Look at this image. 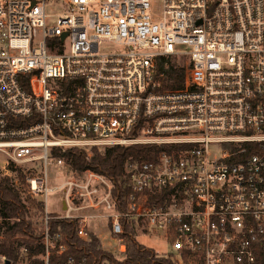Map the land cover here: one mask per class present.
<instances>
[{"label": "built area", "instance_id": "2783aa9c", "mask_svg": "<svg viewBox=\"0 0 264 264\" xmlns=\"http://www.w3.org/2000/svg\"><path fill=\"white\" fill-rule=\"evenodd\" d=\"M177 54L184 87L157 92L156 58ZM135 145L159 150L125 162L123 193L65 162L78 174L51 183L69 149ZM0 152L15 169L41 165L21 170L39 237L32 250L16 239L17 259L0 264L64 253L54 220L74 221L83 241L105 222L96 236L118 255L142 231L168 241L171 254L154 253L171 264H261L264 0H0Z\"/></svg>", "mask_w": 264, "mask_h": 264}, {"label": "trees", "instance_id": "16d2710c", "mask_svg": "<svg viewBox=\"0 0 264 264\" xmlns=\"http://www.w3.org/2000/svg\"><path fill=\"white\" fill-rule=\"evenodd\" d=\"M186 73V60L179 61L175 56L158 57L155 60V80L158 83L157 92H170L180 90L184 87ZM159 148L154 146H117L99 152L92 150L87 157L81 149H69L61 157L65 162L71 164L76 171L91 169L98 174L110 178L122 193L124 192L122 180L125 162L129 159L148 160L157 153ZM55 158L59 157L54 153ZM13 167V165H10ZM19 170V169H15ZM25 179L23 180L24 183ZM24 188V187H23ZM27 193V187L24 188ZM20 192L11 185L8 177L0 180V255L10 261L17 259L18 249L15 247L16 239L19 244L27 240V247L32 250L34 240L39 237L35 235L31 221L28 218V210L20 197ZM54 231L58 228L64 236L67 250L62 253H52L48 264H62L68 256L76 258L85 257L93 264H171L168 260L159 259L153 250L148 249L135 242L134 237L129 239L125 252L116 256L102 249L99 238L90 233L87 240L77 238L74 221L54 220L51 222ZM41 249V248H40ZM261 264H264V249L260 253ZM30 264H44L40 260L32 261Z\"/></svg>", "mask_w": 264, "mask_h": 264}, {"label": "rangeland", "instance_id": "374dc122", "mask_svg": "<svg viewBox=\"0 0 264 264\" xmlns=\"http://www.w3.org/2000/svg\"><path fill=\"white\" fill-rule=\"evenodd\" d=\"M62 10L63 9H62L60 3L58 5H55V6H47L46 13L49 16V18H48V24L49 25L55 24L56 16L60 15ZM103 46L107 47V49H110L113 47V45L111 43H103ZM177 50L181 53H185L186 48L185 47H179ZM174 56L179 61L186 60V62H187L186 56L179 55V54L174 55ZM93 149H97V148H86L85 150H82V151L85 152L87 157H90ZM98 151L101 152L100 150H98ZM103 151L104 150H102V152ZM57 158H53V161L56 160ZM63 160H64V158H63ZM64 162H65V160L63 161V167H57L55 165H51L48 169L49 177H50L51 183L53 185H57L58 183L65 181L67 179H71V177H72L71 174H73V173L78 174L77 172H74L70 166L65 165L66 162L65 163ZM10 165L11 164L9 163V159L7 157H5V155L3 153L0 152V180L8 177L11 181V185L20 192L19 195H20L21 199H23V203L26 206V209L28 210V218L32 224L33 221H36L39 217L38 209L40 207L37 209L38 205L36 203V200H34L31 197V195L29 193H27V191L24 189V188H26V186H25V181L23 183V180L26 179L27 176H25L24 173L21 172V170H23L24 172H27V170L30 169V172L38 173L41 169V165L38 164L36 167H31V168H27L26 166H23L22 169L17 168V169H19L18 171L15 170V168L11 167ZM57 196L58 197L60 196V194H58L57 192L50 195V198L48 201V211L49 212L52 210H56L58 208V202L56 200ZM102 228H103V230H102ZM106 230H107V228H106ZM93 231L96 235H101V238H102L104 235V231H105V222L101 223V227H100L99 231H96L94 229H93ZM0 238H1V235H0ZM136 241L140 245H142L143 247L153 250L158 255H168V254L172 253L170 244L161 235L145 236V235H142V231H139L138 237L136 238ZM102 249L104 251L112 253L113 255L119 256L115 252V250L112 252V248H109L106 246V247H102ZM104 264H108V263L105 262Z\"/></svg>", "mask_w": 264, "mask_h": 264}, {"label": "water", "instance_id": "95a60500", "mask_svg": "<svg viewBox=\"0 0 264 264\" xmlns=\"http://www.w3.org/2000/svg\"><path fill=\"white\" fill-rule=\"evenodd\" d=\"M64 38H65V35H62L61 40H64ZM5 264H9V261H6Z\"/></svg>", "mask_w": 264, "mask_h": 264}]
</instances>
